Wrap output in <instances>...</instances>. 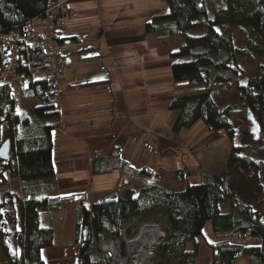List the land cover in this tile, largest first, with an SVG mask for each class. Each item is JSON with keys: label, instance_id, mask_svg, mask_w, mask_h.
Listing matches in <instances>:
<instances>
[{"label": "trees", "instance_id": "16d2710c", "mask_svg": "<svg viewBox=\"0 0 264 264\" xmlns=\"http://www.w3.org/2000/svg\"><path fill=\"white\" fill-rule=\"evenodd\" d=\"M162 1L169 13L154 17L145 26V33L157 40L183 38V49L170 56L182 60L173 65L172 78L175 85L186 84L192 92L170 103L169 111L178 113L173 132L190 130L203 122L210 132L223 134L233 143L235 111L216 101L213 92L219 86L234 85L264 143V62L258 66L257 76L244 86L240 84L243 72L236 64L239 58L264 59V0ZM47 4L48 0H0L3 33L20 30L26 23L41 19ZM233 30L246 38L244 49L237 47ZM7 57V52L0 53V66L5 65ZM40 58L41 52L25 47L19 56L20 75H27L28 65ZM47 90L44 80L29 83L22 98L36 99L43 106L22 116L17 114L9 85L0 83V148L4 142L11 143L8 160L0 158V245L8 264H45L42 252L54 246L56 236L53 229L42 226V215L73 205L78 207L75 248L79 264H107L97 236L102 233L120 240L128 224L152 216L165 221L167 232L166 240L156 251L155 264H198L199 240L207 226L217 240L208 244L211 264H236L240 259H248V264H264V195L254 201H241L229 198L226 188L231 172L264 178V161L244 155L243 147L233 146L220 176L205 177L201 184L192 185L185 169L177 170L175 177L185 186L182 191L149 186L148 181L162 177L159 171L144 168L139 176L146 185L138 195L127 190L120 198L93 205L87 194L53 196L56 172L52 131L59 115L49 105ZM4 134L8 135L5 141ZM92 164L94 174L104 175L124 166L119 149L96 155ZM8 204L14 208L20 205L21 210L15 252L7 245ZM234 238L238 239L235 243Z\"/></svg>", "mask_w": 264, "mask_h": 264}, {"label": "crops", "instance_id": "0c3cea01", "mask_svg": "<svg viewBox=\"0 0 264 264\" xmlns=\"http://www.w3.org/2000/svg\"><path fill=\"white\" fill-rule=\"evenodd\" d=\"M58 1H68L72 15L58 28L57 37L58 54L67 68L52 131L53 196L87 194L90 205L117 199L135 186L146 185L139 176L144 168L159 171L162 177L148 184L167 187L168 176L181 189L176 171L190 169V163L203 165L204 147L184 145L181 137L188 130L174 133L178 113L169 111L170 103L191 89L175 85L172 78L173 65L182 60L170 56L184 47V40H157L145 33L154 17L169 13L168 6L162 0ZM23 101L22 110L17 109L22 116L43 106L36 99ZM114 149L120 150L124 166L109 175L94 174L93 158ZM77 214L73 205L42 215V226L53 229L56 236L51 248L59 243L64 224L56 220L62 215H72L67 241L75 246Z\"/></svg>", "mask_w": 264, "mask_h": 264}, {"label": "rangeland", "instance_id": "374dc122", "mask_svg": "<svg viewBox=\"0 0 264 264\" xmlns=\"http://www.w3.org/2000/svg\"><path fill=\"white\" fill-rule=\"evenodd\" d=\"M233 32L237 47L239 49H244L246 47V38L242 36L237 30H233ZM263 62L264 59L262 58H252L250 60H245L243 58L237 59L236 64L238 68L243 72V77L240 82L242 86L246 85L249 79L255 78L257 76L258 66ZM0 83H2L1 80ZM184 94L189 95L192 94V92H186L184 90ZM213 97L219 103H223L225 106L232 107L234 109L235 113L233 119L235 120L234 122L236 127V138L233 143H230L229 140L225 139L222 136L223 134L220 135L214 132H210L208 129L203 132V122H199L197 126L193 127L191 130H188L184 135L182 134L181 138H183V143L185 146H190L194 143L195 145H202V147H204V153H202L204 155L203 165L190 163V169L184 168L186 174L189 176V181L192 185L201 184L202 178H215L216 176L222 175L225 172L226 164L233 146L243 147L245 148L244 155H248L258 161H264V143L262 140V136L258 131V127L249 109L239 101L236 87L234 85H231L229 87L219 86L214 90ZM23 106L24 101L20 103L18 111H21ZM7 138L8 135L4 134V141L7 140ZM2 168L3 161L0 160V174L2 172ZM164 180L168 181L167 183L165 182V185H167V187H160H164L169 191H182L185 187L181 185V189H178L180 187H177L175 184L169 182L171 178H169L168 176ZM176 181L179 186L180 184L177 179ZM155 184L156 183L154 182L149 183L148 185L156 186ZM144 187L145 186H135L136 190L133 191L136 195H138L141 189H143ZM226 188L228 197L230 196L229 198H236L241 201H247L251 199L252 201H254L264 195V178L256 177L255 175L242 176L237 172H231L226 180ZM8 209L10 211V215L8 227L9 237L7 239V245L9 246L11 252H15V233L20 229L21 210L20 205L14 208L11 204H8ZM226 210L227 206L224 207V211ZM56 221H62L64 224L62 232L60 233V235H58L59 237L57 240L59 243L55 248L46 249L45 251H43L44 257L47 259L48 264H79L78 254L75 246L68 244L67 241L72 231V215H68L66 217L62 215L58 217ZM140 222H157L160 223L163 229L166 230L165 221L163 222L162 219H158V216H152L145 221H132L131 225L132 227L136 228L140 224ZM128 235L130 237L133 236L130 232H128ZM120 241H122V239H120ZM237 241V238L232 239L233 243ZM163 242H161V244ZM199 242L201 245V253L198 264H211L213 262V258L208 244L216 243L217 240L214 237L210 226L206 227L204 231V237L201 238ZM160 246L156 248L155 256L156 251ZM188 246L189 249H191V245ZM248 263V259H240L236 264ZM0 264H8L6 259L3 257L1 245ZM153 264H155V257L153 260Z\"/></svg>", "mask_w": 264, "mask_h": 264}, {"label": "built area", "instance_id": "2783aa9c", "mask_svg": "<svg viewBox=\"0 0 264 264\" xmlns=\"http://www.w3.org/2000/svg\"><path fill=\"white\" fill-rule=\"evenodd\" d=\"M71 15L72 8L68 1L48 0L47 10L39 19L41 21L39 26L35 24L37 20L30 21L22 29L9 34H4L0 27V53H8L5 65L0 66V80L9 85L11 99L16 109L23 101V90L32 81L41 79L48 84L46 96L49 105L57 111L63 97L61 77L67 68V62L58 54V28L65 24ZM39 27L40 32H38ZM25 47L41 52V58L39 61L31 62L27 67V75L22 76L19 56ZM131 227L130 223L124 228L122 241L109 238L102 233L97 236V243L107 264H137L133 255L134 244L139 241L142 244L147 231H151L150 227H154L156 238L149 245L152 249L148 261L145 262V264H153L156 248L167 238L166 230L157 222H140L136 228ZM128 232L133 236L130 237Z\"/></svg>", "mask_w": 264, "mask_h": 264}, {"label": "bare ground", "instance_id": "6f19581e", "mask_svg": "<svg viewBox=\"0 0 264 264\" xmlns=\"http://www.w3.org/2000/svg\"><path fill=\"white\" fill-rule=\"evenodd\" d=\"M151 231H147V235L144 237L142 244H140L141 241L137 242L134 244V250H133V255L135 256V260L138 262L137 264H145V262L148 261V255L149 252L151 251V247L149 246L156 238L155 235V228L150 227ZM143 245V248L141 249V246ZM139 248V250H138Z\"/></svg>", "mask_w": 264, "mask_h": 264}, {"label": "water", "instance_id": "95a60500", "mask_svg": "<svg viewBox=\"0 0 264 264\" xmlns=\"http://www.w3.org/2000/svg\"><path fill=\"white\" fill-rule=\"evenodd\" d=\"M10 147H11V143L8 141L4 143L2 147L0 148V158L3 161L8 160L10 156V149H11Z\"/></svg>", "mask_w": 264, "mask_h": 264}]
</instances>
